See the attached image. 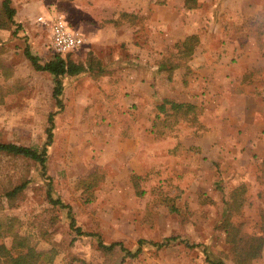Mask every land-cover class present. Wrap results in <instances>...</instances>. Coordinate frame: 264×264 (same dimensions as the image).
Segmentation results:
<instances>
[{
    "label": "rangeland",
    "instance_id": "374dc122",
    "mask_svg": "<svg viewBox=\"0 0 264 264\" xmlns=\"http://www.w3.org/2000/svg\"><path fill=\"white\" fill-rule=\"evenodd\" d=\"M2 1L0 142L45 141L52 78L33 69L23 48L26 38L48 60L50 31L38 19L61 15L85 42L65 57L85 71L62 80L47 161L54 195L105 245L133 252L139 240H177L147 244L134 259L102 250L48 203L36 163L0 153V195L29 181L12 203L0 198V262L15 255V231L42 254L39 264H234L219 227L224 200L244 188L232 223L245 235L260 234L264 219V0H191V9L186 0H11L16 36ZM191 35L192 56L159 71ZM164 99L193 105L196 119H157ZM251 264H264V248Z\"/></svg>",
    "mask_w": 264,
    "mask_h": 264
},
{
    "label": "trees",
    "instance_id": "16d2710c",
    "mask_svg": "<svg viewBox=\"0 0 264 264\" xmlns=\"http://www.w3.org/2000/svg\"><path fill=\"white\" fill-rule=\"evenodd\" d=\"M191 0H186L184 7L186 9H191ZM2 13L5 16L6 21L15 27L14 35L21 30V26L14 20L16 11L11 6V0H3L1 4ZM198 45V37L196 35H191L183 39L182 42L176 44L178 49L175 55V62L172 60H165L159 65V71H165L168 73L173 72V70L180 67L179 60L189 59L196 46ZM51 49V48H50ZM3 49H1V52ZM23 54L25 58L29 61L31 66L36 72L47 73L52 78V98L54 100L55 111L48 115V127L45 132V141L40 148L20 146L12 143L0 142V153L15 157H22L36 163L40 170V177L43 178L45 182V196L49 204L58 210L64 211L66 219L68 220L69 229L77 237H92L97 240L98 247L105 251H111L114 248H119L124 252V259H134L141 252L145 245H151L155 248H163L170 244L172 241H176L177 238H166L160 242H149L145 240H139L137 243V248L135 251L131 252L125 249L121 243H110L105 245L98 234L85 232L76 222L72 215L71 207L65 204L60 198L56 197L52 191V180L47 173V161L48 152L54 141V118L63 111V103L61 96L63 93L62 80L67 77H76L85 71V67L82 64L74 63L69 58L63 57L57 53L53 52V55L46 61L42 60L37 55L33 54L30 46L25 38V45L23 48ZM70 55V54H69ZM68 56V55H67ZM158 114L156 116L159 119L161 113L181 115L182 117H187L192 115V118L188 121H194L196 119L194 110L195 107L188 103H178L169 99L162 100V103L157 105ZM29 184V181L25 180L20 184L14 186L13 188L6 190L0 198H5L9 203H12L15 197L22 192ZM244 193V188L242 186L235 188L231 191L229 198L224 200L222 219L219 223V227L225 232L226 243L231 245V252L234 264H251V261L260 256L261 251L264 248V219L262 220V225L260 227V234L258 235H245L241 231L240 225H235L232 223V217L239 213L243 205L242 194ZM171 212H177V210L172 206L170 208ZM11 222L10 219H8ZM13 243L12 249L15 255L4 259L0 264H39L42 254L36 252L34 247L29 244V239L27 237L19 236L15 231L12 232ZM189 247H198L199 245H188ZM209 260V259H207ZM211 264H222L220 261L214 262L209 260Z\"/></svg>",
    "mask_w": 264,
    "mask_h": 264
},
{
    "label": "built area",
    "instance_id": "2783aa9c",
    "mask_svg": "<svg viewBox=\"0 0 264 264\" xmlns=\"http://www.w3.org/2000/svg\"><path fill=\"white\" fill-rule=\"evenodd\" d=\"M46 24L50 31L49 46L54 53L63 57L79 50L84 45V37L78 30H71L67 27L65 19L61 15H54L44 19H38Z\"/></svg>",
    "mask_w": 264,
    "mask_h": 264
},
{
    "label": "crops",
    "instance_id": "0c3cea01",
    "mask_svg": "<svg viewBox=\"0 0 264 264\" xmlns=\"http://www.w3.org/2000/svg\"><path fill=\"white\" fill-rule=\"evenodd\" d=\"M50 40V39H49Z\"/></svg>",
    "mask_w": 264,
    "mask_h": 264
}]
</instances>
